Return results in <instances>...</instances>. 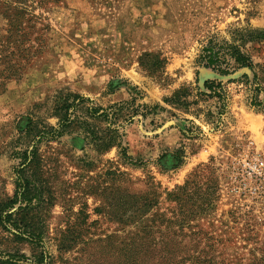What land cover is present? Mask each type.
Wrapping results in <instances>:
<instances>
[{
    "label": "rangeland",
    "instance_id": "374dc122",
    "mask_svg": "<svg viewBox=\"0 0 264 264\" xmlns=\"http://www.w3.org/2000/svg\"><path fill=\"white\" fill-rule=\"evenodd\" d=\"M43 1L46 8L36 9L46 18L42 52L0 92V200L14 194L20 159L13 150L29 143L19 131L28 120L56 125L59 98L79 94L92 101L75 111L79 120L98 135L117 128L126 157L117 147L98 148L77 126L38 145L44 196L36 213L45 234L47 226L50 254L57 255L53 237L72 225L86 245L77 244L62 259L87 248L99 264H123L122 249L139 227L131 202L142 206L145 200L141 217L152 219L150 230L182 252L210 251L221 264L262 257L264 0ZM208 41L225 54L223 41L238 46L253 66L235 68L227 54L226 75L199 66ZM157 58L166 61L164 68L141 66ZM205 80L221 83V98L200 95L209 93ZM182 87L194 104L163 101ZM86 106L112 107L115 115L108 122L92 119ZM187 180L190 189H217L213 210L188 220L186 208L202 194L178 190ZM46 188L54 202L48 211ZM16 248L28 257L18 264H32L28 245L0 246Z\"/></svg>",
    "mask_w": 264,
    "mask_h": 264
},
{
    "label": "trees",
    "instance_id": "16d2710c",
    "mask_svg": "<svg viewBox=\"0 0 264 264\" xmlns=\"http://www.w3.org/2000/svg\"><path fill=\"white\" fill-rule=\"evenodd\" d=\"M43 0H0V92L3 91L8 80L19 78L26 64L42 52L44 44L43 34L46 30L45 16L41 12H36L37 7H44ZM258 39L263 38L259 34ZM227 46V55L232 60L233 67L253 66L250 57L241 52L238 46L223 41ZM221 52L220 45L208 41L201 49L197 58V63L203 68H212L222 75L229 73V64ZM149 55H146L148 58ZM149 60V59H148ZM149 61L141 62V66H156L164 68L166 61L164 59H155V63ZM148 70V68H147ZM197 80V79H196ZM204 89L209 93L200 92L208 98H221L218 88L221 83L215 80H205L202 83ZM188 88H179L174 90L170 97H165L163 101L171 106H181L186 108L190 104L188 97ZM85 102H92L90 99L80 96L79 94H65L59 98L53 115L57 118L56 125H42L28 120L24 129L19 131V138H29V143L24 147L13 150L14 157L20 159L19 167L16 169L15 190L11 197L0 200V246L4 243L13 245L26 244L31 251L32 264H53L54 260L59 259L62 264H99L94 259L93 253H87V248H82L77 253L79 256L72 258H63L62 253L72 250L77 244L86 245L82 240V234L73 227L66 228L63 232L53 237L55 241L57 255L56 257L48 251L47 244L45 249V235L48 238L47 226L46 234L42 220L36 213L41 207L44 196V186L37 179V171L42 169L41 160L38 156V145L46 141H55L69 132L71 127L77 126L91 137L95 145L102 149L108 150L112 147L120 148L121 134L117 128L112 129V134L98 135L91 131L86 120H79L75 111ZM161 108L158 104L154 108ZM101 106H86V115L89 118H100L102 121H109L110 117L115 115ZM78 123V124H77ZM123 157H126L124 148H120ZM37 179V181L35 180ZM187 180L178 190L192 195L202 194L198 200L186 208L184 215L190 219L193 213L207 214L214 208L217 189H211L206 186L201 192V188L193 185L190 189ZM190 191V192H189ZM46 211L54 205L51 193L46 188ZM245 195V192H242ZM133 198V195H131ZM133 221H138L139 227L136 232H132L128 237L125 248L122 249L121 257L123 264H221L216 261V255L213 252H182L176 246H171L173 241L165 238L164 234L153 229L152 219L143 220L141 209L149 205L142 202L143 205L131 202ZM47 213V212H46ZM184 219V220H186ZM157 232V233H156ZM158 234V235H157ZM173 234V233H172ZM174 235V234H173ZM101 241V240H98ZM91 257V258H90ZM28 259L27 255L16 248L13 251L0 249V264H18L20 261ZM119 260V258H117ZM120 264L121 262H115ZM245 264H264V254L259 259H252Z\"/></svg>",
    "mask_w": 264,
    "mask_h": 264
}]
</instances>
